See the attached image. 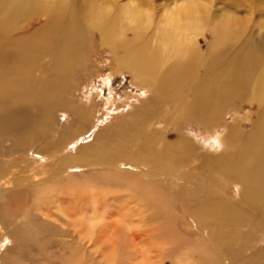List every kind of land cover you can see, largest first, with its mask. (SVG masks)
<instances>
[{
    "label": "rangeland",
    "instance_id": "rangeland-1",
    "mask_svg": "<svg viewBox=\"0 0 264 264\" xmlns=\"http://www.w3.org/2000/svg\"><path fill=\"white\" fill-rule=\"evenodd\" d=\"M20 1L0 0L4 4L0 9V26L15 23L19 29H26L30 25L32 31L24 35L28 52L25 59L29 64L35 61L40 65L45 54L52 62L64 60L61 80L54 88L60 98L52 99L80 104L93 96L96 103L90 109L95 111L90 113L91 119L84 125L85 129L81 128L79 120L69 116V106L62 114L70 121L68 130L76 136L66 135L65 141L75 140L80 134L82 145L94 146L89 151L93 155L89 159L67 162L65 167L60 164L53 169L47 168L35 189L29 190L28 198H15L27 201L28 206L32 205L31 210L40 201L44 207L49 206L51 213L62 218L61 222L52 224H46L42 219L38 221L41 228L43 225L49 227L41 234L46 241L52 242L50 249L53 247V251L46 250L45 254L47 259H53V263L43 259L38 262L35 258L41 251L35 248H27L22 254L13 252L8 257L14 255L18 262L15 264H32L34 259L38 263L33 264H72L65 258L80 251L67 246V253L62 252L60 239L64 229L73 231L76 221L81 224L82 220L87 221L93 216L89 225H94L96 230L92 234L87 233L85 227V231L83 228L79 231L84 233L88 250H83L81 261H75V264H230V259H234L232 253L241 256V246L245 244H250L251 251H246L248 256L253 253V245L257 252L263 251L257 264H264V230H261L264 228V106L251 103L255 94L254 82L264 71V0H208L215 22L221 23L228 17L238 23L240 30L233 42L213 51L222 61L221 64L219 60L218 65L226 67L234 78L245 73L240 88L231 94L217 115L227 123H239L240 131H231L228 150L217 147L218 138L227 129L223 122L215 127L217 135L214 136L205 125L182 122L177 117L167 127V134L166 122L154 120L159 118L154 114L160 112V108L144 112L139 119L131 116L135 113L134 107L140 106L141 95L145 100L150 97L149 101L153 96L137 87L134 84L136 78L128 71L119 72L115 53L103 46L99 32L91 29L90 23L95 18L92 8L99 0H64L57 9L43 7V0ZM131 1L116 0L126 5ZM182 1L148 0L152 25L146 31L150 40L156 35V27L165 14ZM16 4L20 11L13 15ZM212 25L210 22L199 37L201 63L213 43ZM15 34L25 40L23 35ZM241 48L253 55L251 63L242 61V55L238 53ZM214 68L210 71L213 76ZM194 70L199 71V75L195 71L193 75L205 76L203 68L195 67ZM38 79V74L35 80L31 76L29 85L18 94L22 96L24 92L32 112L38 110V105L34 104L37 96L34 87ZM178 85L186 84L180 80ZM97 92H101L98 97ZM53 108L44 110L45 116L52 113ZM57 110L56 107L53 111L56 121L61 113ZM172 114L176 116L174 112ZM255 122L256 126L253 125ZM100 129L108 135L107 140L98 135ZM9 144L6 143L4 148ZM43 145L45 140L35 142L36 147ZM211 146L215 154L207 153ZM14 156L18 157L17 154ZM14 156L9 158L14 159ZM75 162L81 165L72 169L76 174L72 180V171L67 168L75 166ZM120 164L122 168H117ZM131 164L138 167L130 169L136 174L132 177L124 170ZM242 181L247 187L239 192ZM142 182L148 186L149 196H146L150 197V209L144 215V191L138 188ZM45 191L55 202L52 205L41 198ZM116 192L122 198H113ZM74 193L81 195L71 198ZM89 197L92 201L87 203ZM56 203H62V207L58 208ZM85 204H89L88 209L84 208ZM70 208H81L84 217L81 214L74 217ZM49 233L55 236L48 237ZM31 234L37 235L36 232Z\"/></svg>",
    "mask_w": 264,
    "mask_h": 264
},
{
    "label": "bare ground",
    "instance_id": "bare-ground-1",
    "mask_svg": "<svg viewBox=\"0 0 264 264\" xmlns=\"http://www.w3.org/2000/svg\"><path fill=\"white\" fill-rule=\"evenodd\" d=\"M24 1L25 0H21L20 2L23 3ZM63 2L64 0H43V7L57 9ZM3 6L4 4L0 3V9L3 8ZM19 11V6L16 4L12 14L16 15ZM92 14H95V18L93 19V23H90V27L99 32L102 45L108 47L115 53L116 56L114 60L117 64L116 68L119 72L128 71L132 74L137 80L134 84L142 90L147 91L149 96H153V99L149 101L148 99L150 97L145 100L141 95V100L139 102L140 106L134 107V112L137 114L133 116L134 113L131 116L139 119L143 116L144 112L160 108V112L157 111L154 114V117L158 116L159 118H155L154 120L160 123L163 119V124L166 122L164 128H166L167 134L169 133L167 127L170 126L171 121H175L177 117L181 119L182 122L189 121L199 123L202 126L205 125L214 136L217 135L215 127L220 122H223L226 124L227 129L225 128L224 135L218 138L219 143H217V147L221 150H228V140L231 131H240L239 123H227L225 120H220L217 115L218 112H222L224 104L231 94L238 91L245 73L238 76L237 79L234 78L226 67L218 65L220 59L218 56H215L213 51L219 49L221 46L224 48V45L234 41L236 33L240 34V30L237 26L238 23H233V20L228 17H226L228 19L225 18V20H222L221 23L217 21L218 19L216 20L217 22H215L216 18H211L212 11L208 0H184L165 14L156 27V33L154 32L156 35H154L153 40H150L149 36H147V31L152 25V16L150 15L151 11L148 9V0H132L127 5L119 4L116 0H99L93 6ZM210 22L213 23L212 30L214 39L207 52L208 54L203 57V59H205L204 62L201 63L199 62L201 56L198 57V55H201L199 54L201 50L199 37H202L204 29ZM17 30L20 32H16ZM31 31L30 25L26 29L24 27L19 29V26L15 23L0 26L1 264L18 263L14 255L13 258L11 257L12 259L8 256L13 252L14 254L15 252L17 253V251L22 254V251L27 248H35V250L41 251L37 258H35L38 262L40 259H43L53 263V259H47L45 254V252H48L46 250H50L49 252L53 251V247L50 249L52 242L50 240L46 241V237L43 236L44 234H41L49 227L43 225V228H41L38 221L42 219L46 220L44 223L52 224L57 221L61 222V217L59 218L55 213V215L51 213L49 206L44 207L40 204V201H38L35 207L32 208L33 210H31L30 207L32 205L28 206L27 201L16 200L15 198L27 197L29 190L35 189L39 183V178L44 176L47 168L53 169L56 165L59 166L60 164L65 167L67 162L87 160L93 156L89 154V151L94 145L89 147L82 145V137L80 134L77 135V139L75 140L69 141V139L67 142L65 141L66 135L70 136L72 132L68 130L70 121L66 119V116L64 113L62 114V112H67V106H69L71 108L69 116H73L75 119L79 120L81 128H84V125L91 119H89L91 116L90 113L94 109L90 108L95 105L96 101L93 96L86 98L84 102H80V104L84 105L73 102L61 103L62 99H52L60 98L59 95L54 92V88L56 85L55 83L61 80V70L64 68V60L54 59L52 62L51 58L45 54L41 60L42 63L39 62L41 63L40 65H36L35 61L29 64L25 59L28 52L26 51L27 39L24 35ZM15 33L23 35L25 40H22L23 37L18 38ZM130 33L132 34L131 37L128 36ZM144 36L147 38L143 39ZM136 41L139 42L135 43ZM238 53L242 55V61L245 63H251L254 59V57H252L253 55L248 54L244 48H241ZM238 58H241V56L239 55ZM210 64L212 67H210ZM195 67L203 68L205 76L199 77L193 75L194 71L197 73L196 75H199V71L194 70ZM212 68H214L213 71L215 72V76L210 72ZM37 74L39 79L36 80V85L34 87L37 93L34 104L38 105V110L32 112L30 110L31 104H28L24 99V92H22V96H18V94L29 85L28 81L30 77L32 76L33 80H35ZM180 80L186 85H178ZM196 80H198V82H195ZM254 88L255 94L251 103L263 107L264 71L257 77V80H255ZM96 94L98 97L101 92H97ZM56 107L58 109L57 111L61 112L57 116V121L53 113ZM52 108V113L45 116L44 110H50ZM172 112H174L176 116H174ZM59 116L61 119H59ZM106 119H102V121ZM63 120L64 122L61 125V121ZM65 120L68 121L67 124ZM256 122L253 124L254 126H256ZM178 125H180V123ZM93 126L94 124L92 123V127ZM61 132L63 134H61ZM98 135L102 138H106V140L108 138V135L101 129ZM71 136L76 137L74 133H72ZM56 137H58L57 140ZM178 139L181 138L179 137ZM42 140H45V145L36 147L35 142L37 144ZM193 140L192 142L196 141ZM6 143L10 144L4 148ZM47 145H50L52 148H49ZM201 146H203V148L205 147L202 144ZM209 148L207 153H214L212 152V146ZM200 149L202 150V147H200ZM203 152L206 151L204 150ZM16 154L18 155L17 158L14 156ZM11 156H14V159H10L9 157ZM7 158H9V160H6ZM79 165L81 164L76 163L75 166L67 168V171H72V180L76 176L72 169L79 167ZM121 165L122 164L118 165L117 168H122ZM16 167L21 169L17 171L15 169ZM131 168L137 169L138 167L131 164L129 169L125 168L124 170L132 177V175L135 176L136 174L130 170ZM193 169L195 168L193 167ZM144 184L145 183L142 182L138 185V188L144 191L142 193V199L144 201L142 205V215L150 209V197L148 198L146 196L148 195V186L145 187ZM240 184L241 188L239 187V192L243 189L245 190L247 187L245 181H242ZM69 194L67 196H69ZM80 195V193H74L71 195V198L79 197ZM118 196L122 198L121 195H117V192L116 195H113V198H118ZM41 198L49 200V204L51 205L55 203L46 191ZM108 200L110 201V199ZM91 201L92 197H89L87 203ZM87 205L89 204H85V209H88L89 206L87 207ZM55 206L61 208L62 203H56ZM22 208H24V210H22ZM69 210L73 212L72 214L74 217H78L80 214L83 216L84 214L81 208L80 210L76 208H74V210L70 208ZM54 218H56V220ZM92 218L95 217L92 216ZM92 218L90 217L87 221H85V219L82 220L81 224L79 223L80 221L75 220L77 224L73 225V231L64 229L62 239H60V244L63 246L62 252L67 253L65 251L67 246L74 251H80L66 257V261L75 264V261H81V253L83 250H88V247L85 245L86 243L84 244V233H79V231H82L81 228L85 227L86 232L92 234L94 230H96L94 225H89V221ZM199 226L200 225H198V227ZM85 228H83L84 231ZM58 229L60 230L62 227H58ZM261 230H264V228H261ZM32 232H36L37 235L35 234L36 236H33L34 233L31 234ZM54 236V233H49L48 237L53 238ZM70 236L72 237L69 239L68 237ZM29 244H31V246ZM92 248L93 247L90 249ZM254 248L255 246L253 245V249L251 248L253 253L251 256H248L246 251H251L249 250L250 244L241 246V256L232 253V257H234L235 260L231 258L230 264H251L253 262L257 264L263 251L257 252ZM218 251L221 252L220 249ZM35 259L32 260L33 263L37 262ZM80 264H83V262Z\"/></svg>",
    "mask_w": 264,
    "mask_h": 264
}]
</instances>
